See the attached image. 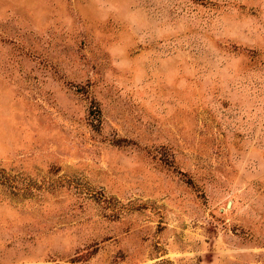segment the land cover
<instances>
[{"label":"rangeland","instance_id":"obj_1","mask_svg":"<svg viewBox=\"0 0 264 264\" xmlns=\"http://www.w3.org/2000/svg\"><path fill=\"white\" fill-rule=\"evenodd\" d=\"M0 264H264V0H0Z\"/></svg>","mask_w":264,"mask_h":264},{"label":"trees","instance_id":"obj_2","mask_svg":"<svg viewBox=\"0 0 264 264\" xmlns=\"http://www.w3.org/2000/svg\"><path fill=\"white\" fill-rule=\"evenodd\" d=\"M13 179H14L13 177L11 176L9 177L8 175H5L3 170H0V183L9 184L10 180H11V183H13Z\"/></svg>","mask_w":264,"mask_h":264}]
</instances>
